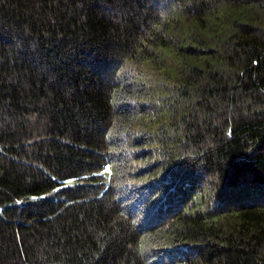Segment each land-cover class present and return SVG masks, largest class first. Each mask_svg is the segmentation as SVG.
I'll use <instances>...</instances> for the list:
<instances>
[{"label": "trees", "instance_id": "obj_1", "mask_svg": "<svg viewBox=\"0 0 264 264\" xmlns=\"http://www.w3.org/2000/svg\"><path fill=\"white\" fill-rule=\"evenodd\" d=\"M0 264H264V0H0Z\"/></svg>", "mask_w": 264, "mask_h": 264}, {"label": "rangeland", "instance_id": "obj_2", "mask_svg": "<svg viewBox=\"0 0 264 264\" xmlns=\"http://www.w3.org/2000/svg\"><path fill=\"white\" fill-rule=\"evenodd\" d=\"M70 182H71V183H73V181H72V180H68V181H66L65 183H70Z\"/></svg>", "mask_w": 264, "mask_h": 264}, {"label": "bare ground", "instance_id": "obj_3", "mask_svg": "<svg viewBox=\"0 0 264 264\" xmlns=\"http://www.w3.org/2000/svg\"><path fill=\"white\" fill-rule=\"evenodd\" d=\"M58 195V194H57Z\"/></svg>", "mask_w": 264, "mask_h": 264}]
</instances>
